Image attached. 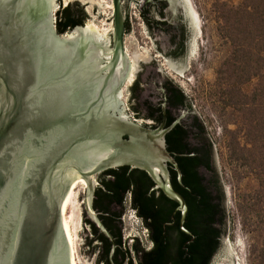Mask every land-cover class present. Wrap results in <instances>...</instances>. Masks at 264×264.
<instances>
[{"label":"water","instance_id":"1","mask_svg":"<svg viewBox=\"0 0 264 264\" xmlns=\"http://www.w3.org/2000/svg\"><path fill=\"white\" fill-rule=\"evenodd\" d=\"M79 2L87 19L60 36L57 0H0V264H71L62 209L79 181L86 195L75 213L77 249L86 263L97 264L85 213L113 242L93 207L101 174L108 170L145 171L179 205L182 221L188 212L171 184L168 165L176 164L166 148L169 130L130 121L136 118L131 93L127 105L121 99L131 64L120 0ZM127 2L131 29L130 4L140 8ZM147 32L157 53H171L164 35ZM156 68L162 72L151 60L136 80ZM144 235L147 240L146 229ZM135 237L138 233L127 231L128 245ZM213 264H238L226 234Z\"/></svg>","mask_w":264,"mask_h":264},{"label":"trees","instance_id":"2","mask_svg":"<svg viewBox=\"0 0 264 264\" xmlns=\"http://www.w3.org/2000/svg\"><path fill=\"white\" fill-rule=\"evenodd\" d=\"M217 10L221 37L230 53L219 67L215 86L224 96L225 108L242 117L240 127L228 132L227 150L229 160L257 182L245 200L263 234L261 248L252 247V256L264 264V0L221 4ZM254 81L253 90L245 93L243 87ZM175 162L171 184L186 201L184 221L179 205L154 189L145 171L121 167L101 174L93 207L114 241L85 213V227L92 236L87 243L97 253V264H212L221 250L228 219L221 179L199 155L176 157ZM200 165H205L212 179L199 173ZM127 204L149 232L151 249L140 237L133 238L131 245L124 240L122 219ZM237 209L240 213V206ZM241 215L244 219L242 210ZM242 224L248 227V220Z\"/></svg>","mask_w":264,"mask_h":264},{"label":"rangeland","instance_id":"3","mask_svg":"<svg viewBox=\"0 0 264 264\" xmlns=\"http://www.w3.org/2000/svg\"><path fill=\"white\" fill-rule=\"evenodd\" d=\"M198 18L201 33L195 34L189 47V54L185 60L186 67L182 75L172 71L167 63V57L157 53L153 47L145 24L135 7L130 4L131 29L125 39L126 53L132 66L131 74L125 82L121 99L127 105L131 86L145 64L154 60L167 78L176 82L192 104L194 113L204 123L207 133L212 139L215 151V162L226 196V210L228 214L226 235L229 248L238 264H258L252 256V247L258 251L261 248L263 234L255 224V218L250 213L246 197L253 194L257 182L243 168L229 160L227 150L228 132L237 130L241 125V114L224 106V96L215 86L219 67L228 58L230 47L221 37L220 24L217 20V7L221 4L237 5L241 0H189ZM138 54V55H137ZM141 56L138 64L133 56ZM134 67L136 70H134ZM255 81L243 87L245 93L253 90ZM136 118L130 117V121ZM80 190V191H79ZM77 204L84 202L85 188L78 187ZM240 206V213L239 209ZM127 204L123 216V237L126 240L128 230L138 233L143 245L148 243L144 235V227L136 212L130 210ZM242 208V209H241ZM244 214V219L241 215ZM248 220V227H243V220ZM77 264H88L77 249Z\"/></svg>","mask_w":264,"mask_h":264},{"label":"flooded vegetation","instance_id":"4","mask_svg":"<svg viewBox=\"0 0 264 264\" xmlns=\"http://www.w3.org/2000/svg\"><path fill=\"white\" fill-rule=\"evenodd\" d=\"M129 1H134L140 8L139 14L146 22V29L151 36L164 35L165 39L170 42L171 53L166 54L162 50L161 52L167 57L169 68L174 71L170 67L171 61L179 63L180 60H185L189 54L193 35L201 33V27L191 2L189 0ZM120 2L125 19L126 39L130 32L127 17L129 11L126 7L128 2L126 3V0H120ZM75 4L77 5L73 6L70 2L65 4L62 0H57L54 21L55 29L60 36H66L75 28L82 27L87 19L86 11L80 7L79 0H75ZM110 40L111 42L113 40V30L110 34ZM176 65L178 67L181 64ZM177 74L179 75V73ZM130 89L131 106H133L136 117L134 121L155 131L169 130L165 136V142L167 151L174 161L176 157L180 156L199 155L206 160V164L220 178L215 162L212 139L208 135L204 123L194 113L188 97L176 82L164 76L156 68L150 77L147 79L139 78ZM173 169L176 167L169 164L170 179ZM199 173L201 175L206 174L208 179L213 178L207 174L205 165H200ZM148 236L149 232L147 231V238ZM150 244L149 249L152 248V243Z\"/></svg>","mask_w":264,"mask_h":264},{"label":"bare ground","instance_id":"5","mask_svg":"<svg viewBox=\"0 0 264 264\" xmlns=\"http://www.w3.org/2000/svg\"><path fill=\"white\" fill-rule=\"evenodd\" d=\"M138 55V54H137ZM139 58H142L141 56H133V61L135 62V64H138V60ZM170 67L176 71L177 73H179V75L183 74L185 67L183 65H177L170 63ZM132 68V66H131ZM134 70H136V68L134 67ZM131 72V70H130ZM130 74L128 75V79L130 77ZM127 79V80H128ZM78 187H82V189H84L86 187V184L84 181H79L77 183H75L65 202L63 205V209H62V214H63V224H64V229H65V233L67 236V240H68V244H69V250H70V262L71 264H77V250H76V232H75V213L77 208L79 207L77 204V198H78ZM80 191V190H79Z\"/></svg>","mask_w":264,"mask_h":264}]
</instances>
